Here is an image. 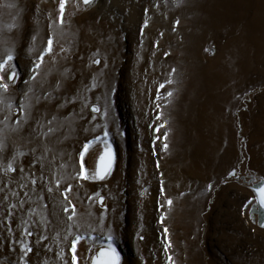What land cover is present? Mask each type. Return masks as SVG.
Listing matches in <instances>:
<instances>
[{
  "label": "rangeland",
  "instance_id": "obj_1",
  "mask_svg": "<svg viewBox=\"0 0 264 264\" xmlns=\"http://www.w3.org/2000/svg\"><path fill=\"white\" fill-rule=\"evenodd\" d=\"M60 5L0 0V62L14 56L0 72L9 83L0 89V264H24L21 241L33 245L29 264H108L99 253L109 236L120 264H264L254 190L264 183V34L255 32L264 31V0H66L62 22ZM56 84L58 98L79 92L80 103L44 100ZM75 84L81 92L65 91ZM21 103L29 119L17 125ZM41 114L57 117L58 131L41 145L51 193L28 179L30 170L40 176L41 165H29L40 141L26 138ZM106 152L110 173L92 179ZM13 159L17 172H6ZM25 229L47 236L39 257Z\"/></svg>",
  "mask_w": 264,
  "mask_h": 264
},
{
  "label": "snow or ice",
  "instance_id": "obj_2",
  "mask_svg": "<svg viewBox=\"0 0 264 264\" xmlns=\"http://www.w3.org/2000/svg\"><path fill=\"white\" fill-rule=\"evenodd\" d=\"M93 2V0H84V4L85 5H89ZM66 3V0H61V5H60V13H61V22H62V17H63V12H64V4ZM178 23V22H177ZM48 47L47 49L38 57L37 62H35L34 66L30 69V71L32 72V76L30 77V80H35L36 76L39 75V69L41 67V63L44 60V56L49 54L51 52V46H52V40L49 39L48 40ZM14 60V56L9 53L7 55V58L5 61L0 62V72H3L4 68L10 64V62H12ZM93 63L99 65L100 61L98 59L94 60ZM4 80V76H0V81ZM7 80L11 83H15L16 81L19 80V73L17 71V66L12 65L11 66V73L10 75H8ZM25 83H28V81H25ZM96 85L95 83L91 84V85H86L84 88V92L86 93L87 91H90L92 88H94ZM9 88V83L7 82H3L0 83V89H2L4 92H7ZM60 89V85L56 84L54 89L52 91L47 92L44 96L43 99L46 101H56L58 103V106L60 108H63L65 106V104L68 103H77L79 96H73V97H57L54 93L59 91ZM169 96L172 95L171 92L168 93ZM87 101V96L85 95V102ZM9 107H11V105H9ZM29 105L23 104L21 103L19 106V111L22 113L21 116H19L15 123L17 125H20L22 120L24 122H27V120L29 119V113L27 111ZM92 112H99L100 108L93 106L91 108ZM106 115V113H105ZM8 117H5V122L7 121ZM57 120V117L55 115H53L51 117V119H48L47 116L45 114H41L40 116L35 118V127L32 129V132L30 133V136L28 138H26V142L29 144H35L36 141H40V144H36L35 147L31 148V153H32V159L29 160V165L31 166V168H35L36 165H41L39 171H40V176L37 177L36 173L34 171L30 170L29 173V177L28 179H30V183L32 186H36L37 185V180L39 179L42 183V186L47 187V191L49 193H51L53 191V189L51 187H48L46 184L43 183V178H44V174H45V169L43 167V161L45 159V153L48 151V148L46 145L43 146V149L41 150V145L44 144V140H46L49 135L55 133L56 131H58L57 127H54L53 124L54 122ZM157 131H159V129H157ZM104 136L107 137L108 133L105 131ZM166 139V137H165ZM96 141H87L84 145V149L83 152H86L89 145L92 143H95ZM107 147V146H106ZM165 148H167V145L165 144ZM39 152V154H37ZM83 152L80 155V168H81V175L83 172V161H84V155ZM20 155H24V153H21ZM0 159H2V157H0ZM15 159H13L11 162L6 164V172H12V173H16L17 172V167L14 166L15 164ZM112 155L111 153L106 152L105 154H102L99 157L98 160V165H97V173L93 175V177H91L92 179H95L96 176H99L100 180H103L106 178V176L110 173L111 168H112ZM20 173L23 175V173L25 172V168L23 165L20 166L19 168ZM230 176H235L236 173L235 171L231 172L229 174ZM83 179H89L88 176L86 175H82ZM57 188L59 187V181H57ZM22 188H27L28 185L27 184H21ZM209 190L211 189V185L208 186ZM31 190V189H29ZM68 191H71V186H69ZM258 193L261 196L260 199V204L262 206H264V186H261L257 189ZM12 195L14 196H18L19 193L13 192ZM100 203L101 206H103V198L100 197ZM20 205L24 204V201L21 200L19 201ZM168 205L171 206L172 205V201L168 200L167 201ZM45 207H47V205H45ZM17 208V204H11V207L9 209H7V211L9 212V217H8V226L9 228L11 227V223H12V219H11V210L12 209H16ZM65 212L68 211L67 208L64 209ZM74 211V208H73ZM69 219H72V216L70 215L68 217ZM262 227H264V224L261 225ZM26 233L28 236H32V235H36L37 239L35 241V246L37 247V251H36V255L37 257H39L40 254V250H39V245L41 243V239H47V236L44 235L43 237L39 234V233H34L32 230L29 229H25ZM165 233H167V229H164ZM81 237L80 236H76L75 240L73 241V247H72V251H73V261L76 260L75 257V244L78 243L80 241ZM113 238L111 236L107 237V244L105 246L101 247V251L99 253V256H107L109 258L108 260V264H120V256L119 253L116 249V247L114 246L113 242H112ZM169 246H170V242H169ZM48 251H50L51 249H47ZM13 252H16L17 250L15 248L12 249ZM20 259L23 260L24 264H29V254L33 253V245L30 243H25L24 241H21V249H20ZM59 255V254H58ZM61 260H63V256H60ZM99 257H97L98 259ZM171 259V258H169ZM10 264H13V262L10 261ZM37 264H39V260L37 261ZM65 264H67V262H65Z\"/></svg>",
  "mask_w": 264,
  "mask_h": 264
},
{
  "label": "bare ground",
  "instance_id": "obj_3",
  "mask_svg": "<svg viewBox=\"0 0 264 264\" xmlns=\"http://www.w3.org/2000/svg\"><path fill=\"white\" fill-rule=\"evenodd\" d=\"M1 12L4 13V11H0V13H1ZM255 19H256V18H255ZM256 21H257V19H256ZM257 22H258V21H257ZM257 22L254 23V24L256 25ZM260 23H262V22H260ZM74 24H75V23H74ZM248 24H249V23H248ZM263 24H264V23H263ZM263 24H262V25H263ZM255 25H254V27H255ZM72 26H73V24H72ZM257 26H259V25H257ZM257 26H256V27H257ZM74 27H75V26H74ZM246 27H248V26H246ZM250 27H251V26H250ZM252 27H253V26H252ZM260 27H261V26H260ZM75 28H76V27H75ZM248 28H249V27H248ZM258 28H259V27H258ZM245 29H247V28H245ZM75 30H76V29H75ZM258 30H259V29H258ZM246 31H247V30H246ZM246 31L244 30L243 32H246ZM259 31H260V32H259ZM259 31H255V32L258 33V34H260V33H261V34H264V31L261 30V28H260ZM241 32H242V31H241ZM262 42H263V41H262ZM8 44H9V43H8ZM95 75H96V74H95ZM97 75H98V74H97ZM97 75H96V76H97ZM93 77H94V76H93ZM94 78H96V77H94ZM49 79H50V78H49ZM49 79L46 80V83L49 82ZM96 80H98V79H96ZM91 81H92V80H91ZM97 82H98V81H96V83H97ZM88 84H89V83H88ZM65 85H67V84H65ZM81 86H82V84H78V85L75 84L74 86L65 87V88L63 87V88L65 89V91L67 90V92H69V89H70V94H71V91L74 92V90L80 88ZM68 88H69V89H68ZM81 88H83V86H82ZM81 88H80L78 91H80ZM83 89H84V88H83ZM80 92H81V91H80ZM81 93H83L84 95L86 94L84 91L81 92ZM87 93H88V92H87ZM76 95H77V94H76ZM84 95H83V96H84ZM74 96H75V95H74ZM78 96H79V99H78L77 102L80 103L81 98H80L79 92H78ZM215 97H216V96H215ZM84 98H85V97H84ZM87 98H88V97H87ZM78 103H76V104H78ZM221 103H222V102H221ZM223 104H224V103H223ZM223 104H222V105H223ZM224 106H225V104H224ZM77 107H78V106H77ZM217 108H218V107H217ZM222 111H223V110H222ZM217 119H218V118H217ZM215 120H216V118H215ZM216 122H217V120H216ZM217 123H219V122H217ZM217 123H215V121H214V124H215V125H216ZM220 123H222V122H220ZM220 123H219V124H220ZM222 125H223V124H222ZM218 126L220 127V125H218ZM224 126H225V125H224ZM224 126H223V127H224ZM27 127H28V126H27ZM216 127H217V126H216ZM216 127H214V125H213V130H214V128H216ZM223 127H222V128H223ZM223 129H224V128H223ZM213 130H211V128H207V131H201V132H203V134L206 135V137H209V140H210V138H211V139H214V138L216 139L217 137H216L215 135H216L217 132H218V127H217V130H216L217 132H216L215 135H214L213 132H212ZM219 130H220V129H219ZM222 133H225V132H222ZM220 134H221V132H220ZM225 134H227V133H225ZM223 135H224V134H223ZM219 136H220V135H219ZM219 136H218V137H219ZM225 136H226V135H225ZM223 138H224V136L221 138V140H222ZM225 138H226V137H225ZM225 138H224V139H225ZM228 138H229V137H228ZM218 139H220V138H218ZM209 140H208V142H209ZM221 140H220V141H221ZM228 140H229V139H228ZM228 140H227V141H228ZM216 141H217V139H216ZM217 142H218V141H217ZM220 151H221V150H220ZM204 160H205V162H207V158H204ZM43 163H44V162H43ZM51 163H52V162H51ZM48 167H49V166H48ZM206 172H208L207 169H206ZM214 172H215V171H214ZM215 173H217V170H216ZM211 174H213V172H212ZM213 175H214V174H213ZM210 176H211V175H210ZM185 197H186V196H185ZM94 261H95V260H94ZM99 261H100V260H99Z\"/></svg>",
  "mask_w": 264,
  "mask_h": 264
},
{
  "label": "water",
  "instance_id": "obj_4",
  "mask_svg": "<svg viewBox=\"0 0 264 264\" xmlns=\"http://www.w3.org/2000/svg\"><path fill=\"white\" fill-rule=\"evenodd\" d=\"M261 186H264V183H261V184H258L257 185V187H255L254 188V190L256 191V193H257V195H258V198H259V200L261 199V196H260V194L258 193V191H257V189L259 188V187H261ZM262 223H264V206H262Z\"/></svg>",
  "mask_w": 264,
  "mask_h": 264
}]
</instances>
